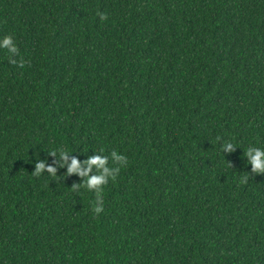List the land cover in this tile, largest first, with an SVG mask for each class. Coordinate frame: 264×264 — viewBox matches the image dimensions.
Returning a JSON list of instances; mask_svg holds the SVG:
<instances>
[{
  "label": "trees",
  "instance_id": "obj_1",
  "mask_svg": "<svg viewBox=\"0 0 264 264\" xmlns=\"http://www.w3.org/2000/svg\"><path fill=\"white\" fill-rule=\"evenodd\" d=\"M7 35L0 264H264V0H0Z\"/></svg>",
  "mask_w": 264,
  "mask_h": 264
},
{
  "label": "clouds",
  "instance_id": "obj_2",
  "mask_svg": "<svg viewBox=\"0 0 264 264\" xmlns=\"http://www.w3.org/2000/svg\"><path fill=\"white\" fill-rule=\"evenodd\" d=\"M97 15L100 17L101 20H106L107 15L105 13L98 12ZM0 47L6 48L9 53L16 54L18 53L19 49L16 46L14 39L11 35H7L0 41ZM12 64H16L17 61H10ZM20 66L23 67V61L20 62ZM224 152H233L234 145L232 143H225L223 146ZM60 157L62 158L60 161V166L63 167L64 164L68 163V155L67 151L63 148L59 149ZM51 155H56V150L50 152ZM245 155L248 157V163L251 164V174L255 173H264V149L254 146H249ZM112 156L115 157V160L120 163L122 166L126 167L128 163V159L124 155H118L116 151L112 152ZM107 158L101 157L99 155L91 156L83 163L88 165L86 170H82L81 168V161H79L76 157L71 159V163L68 164L67 173L66 175H70L73 173H79L81 176H88L86 182H84V186L91 191L92 189L97 190V197H96V205L93 208V212L96 215H99L103 210V199H101L99 193L103 191V186L107 185V176L111 175L113 180L116 179L117 175L121 171V167L114 168L110 170L106 167ZM92 165H96L97 169H102L103 171L96 175L89 176V172L91 171ZM46 165L43 161H37L35 166V171L33 172L34 176H40L42 171L45 169ZM48 172L55 177L56 174V167L49 165L47 166ZM249 176H243L241 178V183H247ZM79 187L76 184H73L72 189L73 191Z\"/></svg>",
  "mask_w": 264,
  "mask_h": 264
}]
</instances>
